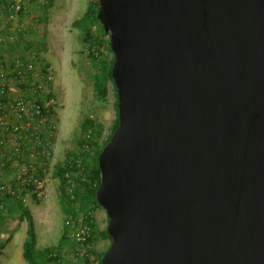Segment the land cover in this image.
Instances as JSON below:
<instances>
[{"label":"water","instance_id":"obj_1","mask_svg":"<svg viewBox=\"0 0 264 264\" xmlns=\"http://www.w3.org/2000/svg\"><path fill=\"white\" fill-rule=\"evenodd\" d=\"M119 126L100 264H264V0H98Z\"/></svg>","mask_w":264,"mask_h":264},{"label":"built area","instance_id":"obj_2","mask_svg":"<svg viewBox=\"0 0 264 264\" xmlns=\"http://www.w3.org/2000/svg\"><path fill=\"white\" fill-rule=\"evenodd\" d=\"M49 7L50 0H0V198H16L26 206L28 200L45 199L56 165L77 152L57 160V102L53 76L43 62ZM92 52L96 58L114 56L104 47ZM2 213L8 214L0 204ZM85 221L84 216L65 221L80 255L96 251Z\"/></svg>","mask_w":264,"mask_h":264},{"label":"rangeland","instance_id":"obj_3","mask_svg":"<svg viewBox=\"0 0 264 264\" xmlns=\"http://www.w3.org/2000/svg\"><path fill=\"white\" fill-rule=\"evenodd\" d=\"M88 4V0H54L49 11L48 44L43 62L53 76L52 93L57 102L58 161L77 151L82 124L87 118L103 125L104 140L110 135L116 120L113 86L108 84L105 99L97 98L93 85L96 71L88 54L89 49L84 43L83 33L73 27V22L80 20L86 13ZM94 30L97 34V28ZM59 186L57 179L50 178L45 199L40 203L27 202L34 219L39 250L57 246L65 231ZM95 218L98 229L106 230L109 218L105 210L101 208L95 211ZM27 229L28 223L19 222L16 217L0 221V245H5L0 253V264H27L23 259ZM108 246V240H100L95 250L97 254H102ZM69 253L73 258L72 253Z\"/></svg>","mask_w":264,"mask_h":264},{"label":"trees","instance_id":"obj_4","mask_svg":"<svg viewBox=\"0 0 264 264\" xmlns=\"http://www.w3.org/2000/svg\"><path fill=\"white\" fill-rule=\"evenodd\" d=\"M88 1L86 13L80 20L73 23V27L83 33L84 43L89 49V57L96 71L93 76V85L97 98L105 99L108 95V84L113 86L116 98V120L110 135L104 140L103 125L87 118L82 124L81 136L77 141V152L71 154L66 162L56 165L53 178L57 179L60 184V203L65 214V221L68 217L84 216L86 218L85 223H88L91 227L92 238L90 243L96 245L100 240H108L109 248L112 241L106 230L100 231L98 229L95 218V211L101 209L96 201V192L101 182L99 156L119 126L118 97L117 89L112 80L114 56L112 59L104 55L101 58H96L92 52L94 48L104 47L112 53L110 43L106 40L105 32L96 17L99 2L98 0ZM53 3L54 0H50L49 9H51ZM95 28L98 30L97 34H95ZM42 51L44 49H41ZM50 97H52V94ZM77 160L80 161L79 167H77ZM0 204H3L5 212H8L6 215L8 217L3 213L0 214V221L5 222L7 218L16 217L19 222L26 221L28 223L27 236L23 244V259L27 264H92V262L100 264L105 252L97 254L96 251H89L80 255L75 242L68 235L69 229L66 224L65 231L57 246L39 250L37 248L38 240L34 219L29 208L23 202L10 197L0 198ZM4 247L5 245H0V253ZM69 251L72 253L73 258L70 257ZM92 255H95L93 261L90 259Z\"/></svg>","mask_w":264,"mask_h":264},{"label":"crops","instance_id":"obj_5","mask_svg":"<svg viewBox=\"0 0 264 264\" xmlns=\"http://www.w3.org/2000/svg\"><path fill=\"white\" fill-rule=\"evenodd\" d=\"M53 4H54V3H53ZM74 22H75V21H74ZM74 22H73V23H74ZM48 29H49V27H48ZM49 31H50V30H49Z\"/></svg>","mask_w":264,"mask_h":264}]
</instances>
